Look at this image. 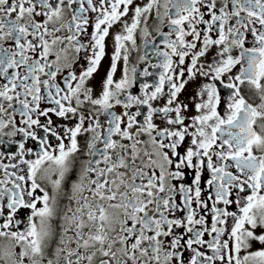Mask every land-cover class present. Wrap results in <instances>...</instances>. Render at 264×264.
<instances>
[{"label": "snow or ice", "instance_id": "obj_1", "mask_svg": "<svg viewBox=\"0 0 264 264\" xmlns=\"http://www.w3.org/2000/svg\"><path fill=\"white\" fill-rule=\"evenodd\" d=\"M138 30L162 71L134 94L128 45ZM4 144L14 150L10 164L0 152V264H264V0H0Z\"/></svg>", "mask_w": 264, "mask_h": 264}, {"label": "flooded vegetation", "instance_id": "obj_2", "mask_svg": "<svg viewBox=\"0 0 264 264\" xmlns=\"http://www.w3.org/2000/svg\"><path fill=\"white\" fill-rule=\"evenodd\" d=\"M141 2H147V0H136V3H141ZM161 3H163V0H161ZM129 16H131V13H129ZM130 22V21H129ZM156 23L155 22V17L153 16L152 19H150L149 24H150V31L152 32V37L155 38L157 44L159 45V47L161 48V50L164 49V45L160 44V39L156 34L155 31V27H156ZM169 29L167 27V23L165 22V25L163 27V31L167 32ZM89 32L92 31V28L90 27L88 29ZM122 31V25L117 24L115 25L111 30H110V35L109 37L106 39V55L103 58V60L101 61V65L100 68L98 70V72L94 75L93 79L90 81L91 86L94 89V95H99L100 91H101V85L102 82L106 76V73L108 72L109 68H110V64H111V57L114 51V44H113V36L115 33ZM136 38H137V43L135 48H133L129 42V60H128V67L131 69L132 67H136L137 68V81H136V85L132 88V92L134 94H141L140 93V88H139V84L142 82H147L149 84H153L157 81L158 79V73L160 71H162V69L159 68H152L151 64H158L161 62L162 57H157L153 54L152 52V46L148 45L147 47H145V42H144V38L142 36V34L139 32V30L136 33ZM215 49H212V51L208 54V56L205 58L207 61H211L213 56L215 55ZM141 56H146V59L141 61L140 57ZM175 59V58H174ZM144 68H148V70L150 72L153 73L152 76L150 77H144L141 75L142 71ZM122 70H123V60H121L118 65H117V72L115 75V79H119L122 75ZM203 80L201 78H197L196 81H192L190 82L185 90L182 92L180 99L184 100V101H190L191 97L195 95V92L199 86L200 83H202ZM165 90H167V85H165ZM221 95L224 96L226 95V92L224 90L221 91ZM257 102L258 99H257ZM223 103L221 104V114H223ZM117 112H120L121 109L119 107H117L115 109ZM196 111L194 108L190 107L189 111L186 113L187 116H189V118L193 115H196ZM54 121H56L57 123L60 124H68L69 126H71L72 124L75 123V121H67V120H62V119H58L56 117H53ZM101 121H103L104 117L101 116ZM87 127V124L85 125ZM11 129H6L5 131H10ZM19 137H16L14 139H18ZM90 138V134H83L81 136L78 137V143L80 146V152H78L77 154H75L74 159L77 162V167L80 163H82L87 157H86V143ZM5 140H8V137H4ZM53 143L55 144V141H53ZM65 144H68V141L65 140ZM30 146H31V142H30ZM185 146H187V141ZM14 150L13 148H9V146L7 144H4L2 146H0V152H5L6 155L5 157L2 158V162L5 164H10L13 163V161H10L9 159H7V152ZM28 158H34L33 156H29ZM12 169H9V171H11ZM3 175V170L0 169V177H2ZM205 176L207 177V173H205ZM53 179H56L57 177L55 175H53L52 177ZM77 178V172L73 171L69 177H67V183L62 187V190L60 192V194L57 197V203H56V209H57V213H58V217L56 218V223L58 224L59 221V217L63 215V212L66 210V207L69 204V196L71 195L70 192V184L72 181H74ZM42 187H45V189L47 191H49V194L52 195V189H51V185L48 182H41ZM73 207H75V205H72ZM236 206H230L229 210H235ZM28 210L26 209H21L20 212L18 213V217L22 218L27 214ZM210 219V217H209ZM2 222V221H0ZM232 221L229 220V224H231ZM207 238V237H206ZM0 243H6V241L3 238H0ZM260 247L259 245H255V248ZM241 255H243V253H241Z\"/></svg>", "mask_w": 264, "mask_h": 264}]
</instances>
